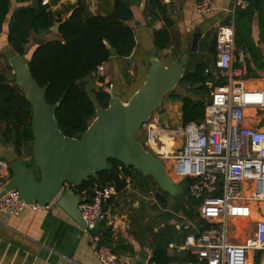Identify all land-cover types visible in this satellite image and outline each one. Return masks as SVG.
Returning a JSON list of instances; mask_svg holds the SVG:
<instances>
[{
    "label": "crops",
    "instance_id": "crops-1",
    "mask_svg": "<svg viewBox=\"0 0 264 264\" xmlns=\"http://www.w3.org/2000/svg\"><path fill=\"white\" fill-rule=\"evenodd\" d=\"M82 1L94 15H105L113 9L116 1H122L132 11L128 24L133 28L136 37V46L129 57L112 56L106 62L109 73L105 81L111 82L113 88H109L107 83H103L93 73L88 84L90 91L103 88L112 95V98L120 97L122 101L127 102L144 83L151 59L157 58L165 65H170L177 60L182 50H186L188 55L185 71L194 69L198 64H204L206 68L211 67L213 70L205 73L211 76L208 81L214 85L227 82V79L216 74L214 64L217 59V48L213 47V43L220 25L236 20L237 10L242 8L236 5L237 0H215L216 9L207 15L196 11L199 0ZM248 1L253 8L255 0ZM77 2L78 0L50 1L54 10L63 12H67ZM159 4L164 6L169 19L173 22L170 28L172 42L170 46L163 49L158 48L155 40V31L165 26V18L159 10ZM18 5L19 3L15 1V6ZM253 10L254 17L248 35L249 44L243 46L248 55V73L237 80H241L246 87L264 91V13L262 7L259 10L254 8ZM70 13L71 11L64 16L68 17ZM9 46L7 34H0V52L10 50ZM248 46L251 48L249 49ZM234 66H239L236 60ZM1 67L4 68V66ZM250 70L256 76L249 80L247 78L252 76ZM207 82L206 86L210 90L208 104L214 85L211 88ZM175 89L187 92L186 87H182L180 83ZM161 113L168 115V125L172 127L184 124L181 101L165 96L162 112L155 114ZM138 134L146 139L145 129H140ZM19 158L21 159L20 156ZM165 166L180 190L177 195L169 194L181 197L183 207L174 209V200L168 197L163 189L161 192L166 194L168 205L161 207L159 203L151 202L154 197L149 196L154 194L156 198V192L160 190L155 193H146L132 182L104 204L107 220L101 223L103 227L101 230L93 233L86 231L56 201L49 203L46 208L26 207L19 215L0 211V264H102L97 256V248L102 244L103 232L106 230L112 233L114 242L112 247L127 264H151L152 255L158 244L156 234L161 231L166 237L170 233L169 236L173 238L167 248L168 255L172 257L170 264H200L194 254L178 247L182 245L185 236L181 227L182 221L187 220L196 226L200 225L199 200L190 197L188 193L185 194L179 185L185 179H177L173 171L169 169V165L165 164ZM11 178L12 172L9 165L8 169L0 172V192L2 186ZM67 188L73 190L70 186ZM76 194L80 198L85 197L84 192ZM141 200L146 203L144 206H140ZM155 203L158 204L159 209L151 207ZM245 223V220L236 219L230 223V226L242 233L245 230ZM234 241L240 240L234 239ZM249 264H264V251H252L249 255Z\"/></svg>",
    "mask_w": 264,
    "mask_h": 264
},
{
    "label": "built area",
    "instance_id": "built-area-1",
    "mask_svg": "<svg viewBox=\"0 0 264 264\" xmlns=\"http://www.w3.org/2000/svg\"><path fill=\"white\" fill-rule=\"evenodd\" d=\"M236 5L246 8L250 3L237 0ZM215 9V0H199L196 6L202 15ZM216 48L214 68L227 82H207L214 86L204 118L172 127L154 114L142 128L147 149L168 164L177 179H191L188 194L200 203V225L182 221L184 241L176 246L194 254L200 264H249L252 251H264V91L237 80L248 73V55L236 44L235 21L220 25ZM212 71L211 67L205 69V73ZM108 73L104 62L94 75L113 88L105 81ZM8 167L0 156V172ZM126 182L128 186L132 178L127 177ZM118 193L116 184L107 183L95 187L91 200L82 198L79 207L86 231L107 220L104 204ZM26 207L44 208L37 202L28 204L17 189L0 197V211L19 215ZM236 219L246 221L244 232L230 226ZM97 256L102 264H127L105 244L98 245Z\"/></svg>",
    "mask_w": 264,
    "mask_h": 264
},
{
    "label": "trees",
    "instance_id": "trees-1",
    "mask_svg": "<svg viewBox=\"0 0 264 264\" xmlns=\"http://www.w3.org/2000/svg\"><path fill=\"white\" fill-rule=\"evenodd\" d=\"M15 1L19 3L18 6H15ZM42 1L0 0V34H7L10 53L25 55L29 59V67L34 78L41 86L46 87L48 102L59 103L55 115L62 132L69 137L80 138L96 117L97 108H107L112 98V95L103 88L91 91L88 89L92 74L97 67L112 57L108 46L114 49L119 57H129L134 51L135 32L128 24L132 11L122 1H116L113 9L105 15L92 14L82 0H78L67 12L54 10L51 3L43 4ZM158 7L165 18V26L155 31V40L158 48L163 49L172 42L170 28L173 22L169 19L164 6L159 4ZM70 11L71 15L65 17L64 15ZM253 17L254 10L251 4L248 8L237 10L235 20L237 46L243 47L249 44L248 35ZM58 22L61 24L53 39L42 45L33 42L34 36L39 37L50 32ZM31 42L33 47L29 49ZM216 44L217 36L213 47H216ZM2 69L0 70V145L13 147L24 164L34 170L39 180L41 172L34 160L32 105L25 91L17 84L16 76L8 61ZM205 69L204 64H198L194 69L185 71L180 85L186 87V93L174 89L166 94L168 98L182 102L183 123L200 121L205 116L210 91L206 82L211 78L210 75L205 74ZM251 73L252 76H256L252 71ZM137 139L141 141L139 137ZM25 155L26 158L23 159ZM110 162L121 176V181L115 174L105 170L99 172L96 178L91 177L79 186H71L72 189L76 193L84 192L86 199L91 200L95 187L114 183L121 191L127 186L126 178L130 176L133 185L146 193L162 191L151 175H145L135 167H127L116 159H110ZM190 181L191 179H185L179 183L185 194L188 193ZM166 194L174 200V209L183 207L181 197L172 196L167 192ZM145 204L141 200L140 206ZM151 207L159 209L157 203L152 204ZM173 231L175 233L174 227ZM169 234L167 237L163 231L156 234L158 244L151 262L170 264L172 261V257L167 252L168 244L173 240ZM113 243L111 231H104L102 244L110 246L118 253L112 247Z\"/></svg>",
    "mask_w": 264,
    "mask_h": 264
},
{
    "label": "water",
    "instance_id": "water-1",
    "mask_svg": "<svg viewBox=\"0 0 264 264\" xmlns=\"http://www.w3.org/2000/svg\"><path fill=\"white\" fill-rule=\"evenodd\" d=\"M261 4L262 0H255L253 8L259 10ZM60 24L56 23L44 36H34L33 41L42 45L53 39ZM108 48L111 56H117L114 49ZM187 58L186 50H182L170 65L157 58L151 59L144 83L130 99L124 102L120 97H113L107 108L98 107L87 130L80 138H74L60 129L55 115L59 103L48 102L46 87L34 78L29 59L25 55L11 53L8 61L16 82L32 105L34 160L41 178L37 179L34 170L24 164L13 147L0 145V156L8 162L12 172V178L2 186L0 197L11 189H17L28 204L37 202L45 207L56 201L85 227L79 207L82 198L67 186H79L105 170L121 181L110 159L151 175L164 191L177 195L180 190L165 164L137 137L142 126L156 112H162L166 94L181 82ZM159 116L162 123L168 125V115L161 113ZM156 199L161 207H167L168 198L164 192H156ZM102 228L99 222L89 231L93 233Z\"/></svg>",
    "mask_w": 264,
    "mask_h": 264
},
{
    "label": "rangeland",
    "instance_id": "rangeland-1",
    "mask_svg": "<svg viewBox=\"0 0 264 264\" xmlns=\"http://www.w3.org/2000/svg\"><path fill=\"white\" fill-rule=\"evenodd\" d=\"M51 32V31H50ZM49 33V32H48ZM45 35V34H44ZM43 35V36H44ZM56 35V34H55ZM34 42V41H33ZM33 47V44H32V42L29 44V49H31ZM9 55H10V51H9V49H7V50H5V51H1L0 52V70H3L2 69V67L1 66H6V63H7V61H8V57H9ZM247 79H254L253 78V76H249V78H247ZM138 136H139V139H141L142 141H145V139H144V137H141V135H139L138 134ZM68 187V186H67ZM154 194H150L149 196L151 197V198H153L154 197V199H151V202H157L158 203V201H157V199L155 198V196H153ZM147 196V195H146ZM141 198V197H140ZM141 199H145V198H141ZM147 200V199H146ZM155 200V201H154ZM133 202H134V200L132 201V204H131V207H132V205H133ZM132 209H133V207H132Z\"/></svg>",
    "mask_w": 264,
    "mask_h": 264
},
{
    "label": "bare ground",
    "instance_id": "bare-ground-1",
    "mask_svg": "<svg viewBox=\"0 0 264 264\" xmlns=\"http://www.w3.org/2000/svg\"><path fill=\"white\" fill-rule=\"evenodd\" d=\"M169 144H171V141H169Z\"/></svg>",
    "mask_w": 264,
    "mask_h": 264
}]
</instances>
